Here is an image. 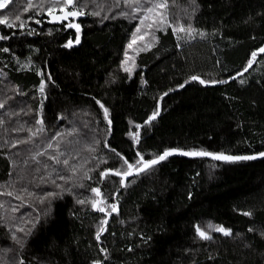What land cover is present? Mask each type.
Listing matches in <instances>:
<instances>
[{"label":"trees","instance_id":"trees-1","mask_svg":"<svg viewBox=\"0 0 264 264\" xmlns=\"http://www.w3.org/2000/svg\"><path fill=\"white\" fill-rule=\"evenodd\" d=\"M163 1L0 9V264H264V157L107 173L264 152V0Z\"/></svg>","mask_w":264,"mask_h":264},{"label":"snow or ice","instance_id":"snow-or-ice-1","mask_svg":"<svg viewBox=\"0 0 264 264\" xmlns=\"http://www.w3.org/2000/svg\"><path fill=\"white\" fill-rule=\"evenodd\" d=\"M11 0H0V8H4L7 6L8 3H10ZM67 2L70 4L72 3V0H67ZM193 3H195V0H193ZM155 7H160V8H164L166 7V4L162 3V4H159V5H155ZM148 11H152L151 8L148 9ZM79 13H66L65 14V19H67V16L69 15H78ZM17 19H19V17H17ZM5 21L4 20H0V23H4ZM69 27H75L77 29V31H79V25H69ZM181 31H183L184 29H180ZM5 37H0V39H4ZM71 41H69V44L67 46H71ZM76 43H79V38L77 37V40H76ZM5 51H7V49H5ZM261 52H264V49H260ZM253 56H255V53H253ZM249 65H251V61L249 62ZM127 71V69H125ZM192 80H196L198 79L197 77H192L191 78ZM200 83H205V81L201 80ZM181 87H183V85H181ZM41 91H43V88H41ZM99 103V102H97ZM101 107H103V105H101ZM104 115H105V118L107 119L108 118V110L105 109L104 110ZM155 115H158V113H154L153 115V119L155 118ZM42 123V121H41ZM110 123V121H109ZM180 150L178 149H171V150H166L165 152H163L161 155H159L157 158L151 160V161H147L144 163V168H147V167H150L151 165H154V164H157L159 163L160 161H163L165 160L168 156L172 155L173 153L175 152H178ZM180 154L182 155H192V156H205V155H213V158L215 159H223V160H238V159H255L256 157L254 156H246V157H229V156H224V155H214L212 153H208V152H203V151H200V152H180ZM261 156H264V153H260ZM141 161H143V157H141L140 161H137V163H140ZM127 163V161H125ZM65 163H67V161H65ZM132 165H129V168H131ZM140 170H143V169H140ZM116 175H120V173L117 171L115 172ZM130 174V173H128ZM102 175H106V173H102ZM94 192H96L98 195H99V190L98 189H93ZM80 203H84V201H79ZM95 207V204L93 205ZM100 211H104L103 208H100L99 209ZM112 210L115 211V206H112ZM244 215H250V213H244ZM209 227H213L212 225H209ZM103 229H101L102 231ZM197 233L199 234V236L202 238V239H211V237L203 230H201L199 227H197L196 229ZM215 231L217 232H222L224 235L228 236V235H231V230L229 229H225L223 227H215ZM251 231V229L249 230ZM97 239H99V233L97 234ZM94 264H99V262H94Z\"/></svg>","mask_w":264,"mask_h":264},{"label":"water","instance_id":"water-1","mask_svg":"<svg viewBox=\"0 0 264 264\" xmlns=\"http://www.w3.org/2000/svg\"><path fill=\"white\" fill-rule=\"evenodd\" d=\"M66 13H67V12H63V13H61V14H54V15L52 14V15H49V19H50V20H54V19H55V20H58L59 22H62V21H64V20H67V19L70 18V17L72 18V17H75V16H79V15H69V16H67V19H65L64 17H65V14H66ZM180 152H184V151H178V152H175V153H173L172 155L168 156L166 159L177 156V157H185V158H205V159H210V160H213V161H216V162L230 163V162H240V161H254V160H258V159L264 157V156H261L260 154H256V155H251V156L256 157L255 159L223 160V159H215V158H213V155L192 156V155H182V154H180ZM263 153H264V152H263ZM214 155H215V154H214ZM224 156H225V155H224ZM229 157H230V156H229ZM244 157H246V156H244ZM166 159H165V160H166ZM165 160H163V161H165ZM163 161H160L159 163L154 164V165H151L150 167H147V168H144V165H143V166H141L140 168H138V169H136V170L130 169V171H128L127 173L120 174V175H116L114 172H107V173H108V174H113V175H115L116 177L120 178V179L122 180V182H121V186H122V189H123V188H125L126 183H127L130 179H132V178H134V177H137V176H139V175L145 173L146 171H148V170L151 169L152 167H154V166H156V165H158V164H161ZM140 169H143V170H140ZM128 173H130V174H128ZM100 203H101V200H100L97 204H95V207H94L95 210H98ZM116 212H117V211H116ZM111 216H112V213L107 215L106 222L104 223V225H103V227H102L103 230L100 231V233H99V239H97V240H98V244H99L100 246H101V237H102V236L105 234V232H106V229H107V226H108V224H109V222H110V217H111ZM102 253L104 254V252H102ZM100 264H101V263H100Z\"/></svg>","mask_w":264,"mask_h":264},{"label":"rangeland","instance_id":"rangeland-1","mask_svg":"<svg viewBox=\"0 0 264 264\" xmlns=\"http://www.w3.org/2000/svg\"><path fill=\"white\" fill-rule=\"evenodd\" d=\"M131 1H133L135 4L151 5V7L154 8V12L152 14H150L149 16H144L142 18L140 27H143L144 29L148 30L151 24H154L155 26H160L161 23L165 21V16L162 13L158 12L160 7H155V5H159L161 3L165 4L163 0H131ZM142 37L144 36L135 35L134 42H137L138 40L142 39ZM131 50H133V48H131Z\"/></svg>","mask_w":264,"mask_h":264}]
</instances>
